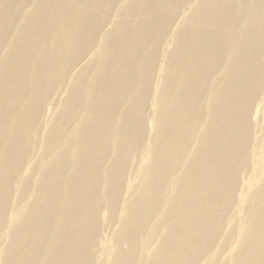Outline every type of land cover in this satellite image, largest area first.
I'll list each match as a JSON object with an SVG mask.
<instances>
[{"label": "bare ground", "instance_id": "6f19581e", "mask_svg": "<svg viewBox=\"0 0 264 264\" xmlns=\"http://www.w3.org/2000/svg\"><path fill=\"white\" fill-rule=\"evenodd\" d=\"M0 264H264V0H0Z\"/></svg>", "mask_w": 264, "mask_h": 264}]
</instances>
